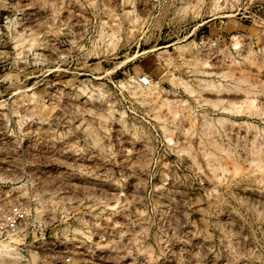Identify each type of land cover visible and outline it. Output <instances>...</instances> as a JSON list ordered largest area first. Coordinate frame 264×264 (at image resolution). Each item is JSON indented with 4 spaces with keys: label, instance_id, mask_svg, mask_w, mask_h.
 I'll list each match as a JSON object with an SVG mask.
<instances>
[{
    "label": "rangeland",
    "instance_id": "374dc122",
    "mask_svg": "<svg viewBox=\"0 0 264 264\" xmlns=\"http://www.w3.org/2000/svg\"><path fill=\"white\" fill-rule=\"evenodd\" d=\"M12 202L0 264H264V0H0Z\"/></svg>",
    "mask_w": 264,
    "mask_h": 264
},
{
    "label": "built area",
    "instance_id": "2783aa9c",
    "mask_svg": "<svg viewBox=\"0 0 264 264\" xmlns=\"http://www.w3.org/2000/svg\"><path fill=\"white\" fill-rule=\"evenodd\" d=\"M138 83L142 86L150 84L147 75L138 77ZM30 216V208L21 202H12L4 210L0 211V242L8 241L18 235ZM2 251L0 249V257ZM69 259L66 258V261Z\"/></svg>",
    "mask_w": 264,
    "mask_h": 264
},
{
    "label": "bare ground",
    "instance_id": "6f19581e",
    "mask_svg": "<svg viewBox=\"0 0 264 264\" xmlns=\"http://www.w3.org/2000/svg\"><path fill=\"white\" fill-rule=\"evenodd\" d=\"M8 243H0V249H1L2 252H4L3 255H5L7 258L14 257V254L11 252V251H13L12 250L13 246L8 244Z\"/></svg>",
    "mask_w": 264,
    "mask_h": 264
}]
</instances>
